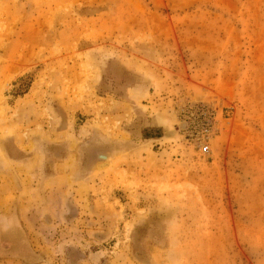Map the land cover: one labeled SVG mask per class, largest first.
<instances>
[{
  "label": "rangeland",
  "instance_id": "1",
  "mask_svg": "<svg viewBox=\"0 0 264 264\" xmlns=\"http://www.w3.org/2000/svg\"><path fill=\"white\" fill-rule=\"evenodd\" d=\"M145 114L163 138L126 148ZM87 127L111 145L94 169L49 163ZM17 204L0 264H264V0H0V206Z\"/></svg>",
  "mask_w": 264,
  "mask_h": 264
},
{
  "label": "crops",
  "instance_id": "2",
  "mask_svg": "<svg viewBox=\"0 0 264 264\" xmlns=\"http://www.w3.org/2000/svg\"><path fill=\"white\" fill-rule=\"evenodd\" d=\"M123 101V102H122ZM115 100V104H116V109H114V111H112V113H110L112 116H120L122 114L121 112V108L122 103H130L132 104V101L128 98L125 97L124 100ZM61 114V113H60ZM83 115V114H82ZM150 116H148V114H145L144 116L139 115L137 117V119L132 118L131 122L127 121L123 123V126L121 125V135H123L125 138L123 139L125 142V146L126 148H133V142H139L140 140H153V141H159L161 140V138H163V133L164 130L163 128H161L162 126H160L159 124H156L154 122H152L149 119ZM94 117H85L84 120H90L93 119ZM70 119L67 117H65L64 115L60 117L59 120V127L56 128V132L60 133L61 135H65L68 133V129L67 126L69 124ZM123 121V120H122ZM77 123L75 122V125ZM84 124V123H83ZM74 125V126H75ZM94 125V124H91ZM82 125L79 124L77 125V129L73 131L74 135L76 136V134L78 135V131H79V127H81ZM86 134L84 136V138H82V142L81 144H79V147L76 146V148L73 150L71 142L65 140V138L62 137V142H55V144H50L49 146H52L54 149L53 152V158L49 161V163H57V165L62 166L63 162L65 160L68 159L69 156H71L72 154H78L79 152H81L83 154V165L82 168H84L87 172L90 169H94L97 165L98 162H100V159L98 157H100L99 153H109L111 145L107 143V140L105 139V136L101 133V135L104 137V139L101 137V135H99V130H97L94 127H87L86 129ZM57 133V134H58ZM70 133V132H69ZM100 138V139H99ZM136 140V141H133ZM61 141V140H60ZM119 144V143H118ZM123 144V143H122ZM112 146H116L115 144H112ZM9 150V149H8ZM18 151V152H17ZM15 150L13 152V156L15 158H19L18 154H20L19 150ZM75 152V153H74ZM24 153V152H23ZM9 154V153H8ZM16 154V155H14ZM23 154H21L22 156ZM75 155V156H76ZM25 156V154H24ZM23 156V157H24ZM107 156V155H106ZM103 160V158H101ZM115 191H119V190H114L113 193H115ZM118 193V192H117ZM114 198H117L120 203L125 204L127 201L126 198V194L124 195L123 193H118V195L114 194ZM90 200L92 201V203L99 198V196H91L89 197ZM18 205H13V206H9V207H1L0 206V217H4V219H2V222H0V234L2 233H8L11 231H20L18 230L16 224L13 226L14 230H9L8 226V217H14L15 220H13L14 222H18L20 221V214L18 211ZM53 210L57 211V213H59V210L57 208H54ZM75 211L77 212L76 208ZM5 224V228L2 227V225ZM21 225V224H20ZM21 231H25L24 228L21 226Z\"/></svg>",
  "mask_w": 264,
  "mask_h": 264
},
{
  "label": "built area",
  "instance_id": "3",
  "mask_svg": "<svg viewBox=\"0 0 264 264\" xmlns=\"http://www.w3.org/2000/svg\"><path fill=\"white\" fill-rule=\"evenodd\" d=\"M201 113L204 116L206 115V112L204 110ZM212 127V121L207 117V121L202 123V125L199 126V129L193 127V130H191L190 135L193 138L191 140L195 141L197 144H200L199 149L202 154H206L210 151L209 143L212 134Z\"/></svg>",
  "mask_w": 264,
  "mask_h": 264
},
{
  "label": "bare ground",
  "instance_id": "4",
  "mask_svg": "<svg viewBox=\"0 0 264 264\" xmlns=\"http://www.w3.org/2000/svg\"><path fill=\"white\" fill-rule=\"evenodd\" d=\"M100 155H103V154H100ZM100 155H99V156H100ZM106 158H107V156H106Z\"/></svg>",
  "mask_w": 264,
  "mask_h": 264
},
{
  "label": "flooded vegetation",
  "instance_id": "5",
  "mask_svg": "<svg viewBox=\"0 0 264 264\" xmlns=\"http://www.w3.org/2000/svg\"><path fill=\"white\" fill-rule=\"evenodd\" d=\"M3 243V242H2Z\"/></svg>",
  "mask_w": 264,
  "mask_h": 264
}]
</instances>
